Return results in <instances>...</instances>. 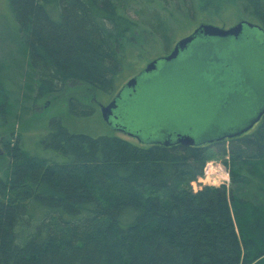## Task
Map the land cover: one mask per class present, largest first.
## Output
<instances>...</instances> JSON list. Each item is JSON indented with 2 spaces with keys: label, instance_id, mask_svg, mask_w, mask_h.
Masks as SVG:
<instances>
[{
  "label": "trees",
  "instance_id": "trees-1",
  "mask_svg": "<svg viewBox=\"0 0 264 264\" xmlns=\"http://www.w3.org/2000/svg\"><path fill=\"white\" fill-rule=\"evenodd\" d=\"M231 2L244 21L264 31V0ZM132 4L143 20L127 15ZM209 4L7 0L15 31L9 42L21 66L14 80L2 76L12 64L0 62V128L23 123L40 100L67 83L114 93L125 43L148 35L168 46L173 32ZM68 103L74 117L91 114L75 99ZM12 135L0 141L7 157L0 170V264H264V117L242 136L200 147H142L115 136L74 135L52 120L41 141L47 158L31 155L21 136L12 142ZM210 148L231 157L232 185L252 188L257 203L241 200L233 188L195 195L178 188L184 169L187 176L199 174ZM111 182L173 195L138 202L121 197Z\"/></svg>",
  "mask_w": 264,
  "mask_h": 264
},
{
  "label": "water",
  "instance_id": "water-1",
  "mask_svg": "<svg viewBox=\"0 0 264 264\" xmlns=\"http://www.w3.org/2000/svg\"><path fill=\"white\" fill-rule=\"evenodd\" d=\"M159 62L170 65L163 71L159 84L144 82L143 75L156 72ZM226 73L241 77V88L240 84L232 91L228 85L225 87L219 75ZM168 102L174 105L176 115L185 108L186 115L172 123L159 118L160 109ZM122 105L141 113L154 115L155 112L160 122L146 127L156 129L154 125L165 123L162 137L143 142L139 132L130 133L116 124V112ZM145 105L153 107L154 112L145 110ZM204 107L209 110L199 109ZM100 114L112 130L146 146L200 147L246 134L264 116V31L244 20L228 29L198 26L178 40L168 55L151 61L140 74L129 79L118 96L106 106H100ZM184 126H189L185 133L177 131ZM200 131H204V136L197 141L191 133Z\"/></svg>",
  "mask_w": 264,
  "mask_h": 264
},
{
  "label": "rangeland",
  "instance_id": "rangeland-1",
  "mask_svg": "<svg viewBox=\"0 0 264 264\" xmlns=\"http://www.w3.org/2000/svg\"><path fill=\"white\" fill-rule=\"evenodd\" d=\"M137 9L136 4L130 5L127 10V15L132 20L141 21L143 18L135 13V10ZM239 15L240 13L237 8L233 6L231 0H211V4H209L206 11L197 15L192 22L178 27V30L176 29L173 32L172 38H170L172 43L168 46L162 45L158 42L157 38H155V40L150 38L148 35V37L145 36V40L137 38L134 39L132 43H125L124 54L122 55L124 72L118 81L117 90L114 93H104L83 82L67 83L59 92L53 93L43 100H40L34 113L31 114V117L27 118L23 123L15 124L14 128H9L8 125L3 126L6 127L4 129L0 128V141L2 137L7 136L10 132H12V142H15L16 138L21 136L20 142L25 150L29 151L31 155L43 156L47 158L48 154H44V152H49V150L42 147L41 141L45 138L49 131V123L52 120H59L61 124L74 135H86L92 138L107 135L115 136L134 145L145 147L146 145L138 143L135 139L108 127L101 118L100 106H106L110 103L117 95L116 93H118V91L129 79L140 74L146 65L151 61L168 55L178 40L190 35L198 26L212 25L228 29L239 23L241 20H245ZM248 22L255 24L253 21ZM13 25L14 23L7 8V0H0V62L9 65L12 64V68L6 69V71L4 70L2 76L5 78L13 77L14 80H17L18 71L21 66V59L18 54L17 46L9 42L10 39L15 36ZM132 36L136 37L138 35L135 34ZM163 46L166 48L164 49ZM168 66L170 65L159 62L157 65V71L149 75H143V81L158 85L160 78H163V71ZM208 78V80L212 82L213 79L210 77ZM219 81L222 84H225V87L228 85L231 91L235 86H237V84H240V88L243 84L241 77L239 78L238 75L235 74L233 76L231 74L227 75V73L219 75ZM150 91L151 90L148 89V92ZM69 99H75L82 104L89 106L91 114L86 117H74L70 115L68 103ZM144 108L145 110H152V112H154L153 107L145 105ZM175 108L178 110V105L175 106ZM199 109H204L206 111L209 110L208 107ZM185 110L186 108L182 109L181 113L176 115L174 105L172 102H168L166 107L160 109L161 113L158 117L166 118V121H168L167 123H172L179 120L180 117H184L186 115ZM116 115L117 121L115 123L126 128L130 133L139 132L140 139L143 142L146 140H159L162 137L161 130L167 126L163 123L162 125H154L157 127L156 129L148 128L146 126L149 124H155L158 121L160 122V120L156 117L155 112L154 115H151V113L146 114L145 112L141 113L131 109L130 107L125 108L123 105L117 110ZM249 117L250 116H248V118ZM262 119L263 117L259 120V123ZM194 122L195 121L193 120L192 123ZM189 123L191 124V121H189ZM184 127V129H179L177 131L185 133L186 128L188 129L189 126ZM191 135L199 141L203 138L204 131L197 133L194 132L191 133ZM6 162L7 157L0 142V170L6 165ZM231 164L232 159L227 155V153L224 156H220L216 154L215 150L210 148L205 152V160L201 164L199 174L187 176L188 169H184L182 178L179 182H177L178 188H186L188 193L191 195H195L208 189H218L223 187L226 190H229L233 188V191L241 198V200L245 199L251 203H257L259 197L258 194H255L254 192L252 193V188L242 185H232L230 180ZM207 166L209 167V170L208 172H205L204 169H206ZM219 167H221V169ZM108 185L115 189L121 197L132 198L138 202H143L153 195L160 196L163 200H170L173 195V192L160 190H144L135 192L128 190L121 185L113 184L112 182L108 183ZM99 235L104 234L101 232ZM119 251V246L115 247L113 255L111 256V262L114 260ZM119 263L120 262L117 264Z\"/></svg>",
  "mask_w": 264,
  "mask_h": 264
},
{
  "label": "built area",
  "instance_id": "built-area-1",
  "mask_svg": "<svg viewBox=\"0 0 264 264\" xmlns=\"http://www.w3.org/2000/svg\"><path fill=\"white\" fill-rule=\"evenodd\" d=\"M220 169H221V167H219ZM205 170V172H208V170H209V167L207 166V168L206 169H204Z\"/></svg>",
  "mask_w": 264,
  "mask_h": 264
},
{
  "label": "flooded vegetation",
  "instance_id": "flooded-vegetation-1",
  "mask_svg": "<svg viewBox=\"0 0 264 264\" xmlns=\"http://www.w3.org/2000/svg\"><path fill=\"white\" fill-rule=\"evenodd\" d=\"M118 92H119V91H118ZM116 94H117L116 96H118V93H116ZM116 96H115V97H116ZM263 117H264V116H263ZM258 123H259V122H258ZM258 123H257V124H258Z\"/></svg>",
  "mask_w": 264,
  "mask_h": 264
}]
</instances>
